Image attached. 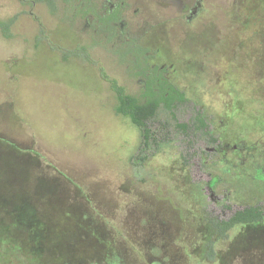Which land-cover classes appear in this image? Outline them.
Instances as JSON below:
<instances>
[{"label":"rangeland","instance_id":"obj_1","mask_svg":"<svg viewBox=\"0 0 264 264\" xmlns=\"http://www.w3.org/2000/svg\"><path fill=\"white\" fill-rule=\"evenodd\" d=\"M125 2L129 41L111 45L82 31L79 2L0 0V247L32 264H264V236L238 229L206 256L210 219L264 203V0H203L190 23L194 0ZM152 64L227 142L216 155L199 140L182 164L176 136L139 151L106 77L138 95Z\"/></svg>","mask_w":264,"mask_h":264},{"label":"trees","instance_id":"obj_2","mask_svg":"<svg viewBox=\"0 0 264 264\" xmlns=\"http://www.w3.org/2000/svg\"><path fill=\"white\" fill-rule=\"evenodd\" d=\"M0 27L2 32L8 35L9 22L0 21ZM106 80L115 94L114 111L127 117L140 130L139 151L148 147L157 150L163 143L170 142L177 137L186 144L181 153L182 164L189 161L192 156L189 153L190 147L203 139L209 131V125L202 117L200 110L190 104L183 91L178 90L172 84L165 85L158 90L149 86V94L138 96L127 93L115 79L106 77ZM180 107L190 109L191 116L188 121L178 120L176 112ZM140 159L144 160L145 157ZM209 223L214 237L207 244V257L212 256L213 245L227 239L232 230L238 229L239 234L245 232L246 235L254 233L264 236V203L247 204L234 210L229 217L210 219ZM13 252H18V250L15 251L11 244L3 249L0 247V264H24L21 259L28 260L26 264H32L29 254L21 255L18 252L19 257L12 258L10 255ZM42 260L34 264H47Z\"/></svg>","mask_w":264,"mask_h":264},{"label":"flooded vegetation","instance_id":"obj_3","mask_svg":"<svg viewBox=\"0 0 264 264\" xmlns=\"http://www.w3.org/2000/svg\"><path fill=\"white\" fill-rule=\"evenodd\" d=\"M73 1H75V4L79 2L81 6L76 15L79 20L84 21L82 31L87 29L92 34L98 33L106 43H111V45L120 41H129L128 19L135 15L136 9L131 11L125 0ZM202 1L194 0L193 4L185 10L182 16L186 23L193 21L202 12ZM183 8H186L185 5H183ZM195 9L196 12L193 14ZM169 67L171 66L169 65ZM137 80L142 83L138 96L149 94V86L158 90L165 85L172 84L178 90H181L172 82L170 71L164 64H152L144 74L139 75ZM184 96L186 97L185 93ZM200 141L204 145L205 153L208 155H216L217 151L227 144L226 141L221 140L220 135L211 130Z\"/></svg>","mask_w":264,"mask_h":264},{"label":"water","instance_id":"obj_4","mask_svg":"<svg viewBox=\"0 0 264 264\" xmlns=\"http://www.w3.org/2000/svg\"><path fill=\"white\" fill-rule=\"evenodd\" d=\"M196 12V9L193 11V14Z\"/></svg>","mask_w":264,"mask_h":264}]
</instances>
